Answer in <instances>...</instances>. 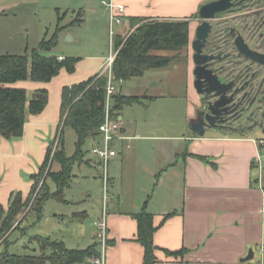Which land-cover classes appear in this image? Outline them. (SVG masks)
<instances>
[{"label": "crops", "instance_id": "1", "mask_svg": "<svg viewBox=\"0 0 264 264\" xmlns=\"http://www.w3.org/2000/svg\"><path fill=\"white\" fill-rule=\"evenodd\" d=\"M109 1L126 7L120 23L125 21L126 26L118 34L126 37L132 29V17L194 18L200 7L212 0ZM115 23L111 20L112 26ZM194 26L192 21L190 33ZM168 52L156 53L169 55ZM80 60L75 72L62 69L48 82L20 80L11 84L25 88L29 99L39 89H47L48 101L41 112L28 114L21 136L0 137V203L5 207L15 193L21 191L24 198L30 194L32 175L39 173L59 131L63 87L100 74L106 58L101 56L89 66ZM167 67L148 70L142 77ZM172 68L182 75V92L155 94L148 86L142 94H137L145 96L137 104L148 106L146 102L163 99L171 106L184 102L186 116L193 117L201 96L189 70L184 75L178 65ZM170 79L167 84L161 79L159 85L164 83L172 88L173 76ZM147 80L150 83L152 79ZM126 106L129 105L123 109ZM122 110L120 119L125 138L117 142L118 154L109 162L111 193L107 198L104 196L103 209L97 218H105L107 228L105 233H99L84 227L81 232L82 235L87 233V238L78 248L96 243L100 253H104L105 264H144V246L138 240V222L133 214L140 212L146 202V209L153 214L157 226L154 233L156 264H264L260 136L219 128H209L203 136L190 128L180 135L159 133L160 126L156 127L154 122L131 115L124 121ZM90 140L93 144V139ZM54 164L53 170H59L60 164ZM91 164L98 168L96 177L103 181L99 158L93 163L92 160L79 161L82 166ZM76 176L78 174L73 173L71 183ZM88 214V210H83L75 216ZM250 249L254 250L253 260H242ZM178 250L184 252L179 255L168 252Z\"/></svg>", "mask_w": 264, "mask_h": 264}, {"label": "trees", "instance_id": "2", "mask_svg": "<svg viewBox=\"0 0 264 264\" xmlns=\"http://www.w3.org/2000/svg\"><path fill=\"white\" fill-rule=\"evenodd\" d=\"M82 21L78 17L70 24ZM131 22L132 25L138 24L137 28L129 36L118 35L115 38L118 53L113 63V72L119 79L142 77L148 70L169 66L182 50L189 47L188 18L132 17ZM65 27L66 25L59 23L52 36L44 38L31 54H0V137L21 136L28 114L41 112L48 101L47 89H39L40 95L33 100L29 99L25 88L11 84L20 80L48 82L62 69L75 72L80 57L65 56L59 59V56L45 54L58 44L60 32ZM158 51L176 53L164 55L156 53ZM108 79L107 75L95 74L84 81L63 87L61 120L55 139L58 140V145L53 157L55 141L48 148L39 173L32 175L34 182L30 194L24 198L19 191L12 196L7 207L0 203V264H92L91 259L100 254L96 243L87 248H69L63 240L40 235L31 237L40 244L39 254L12 252L9 245L15 230L26 232L28 229V225L23 227V223L31 212L36 215L37 220H41L46 200L52 196L61 198L64 190L69 187L73 177V165L83 157L84 143L99 136V127L105 121ZM143 98L145 96L117 93L113 96L112 111L120 116L125 105L140 103ZM65 127L73 128L77 134L73 155L68 154L64 144ZM54 162L61 165L57 171L52 169ZM45 171L46 177L42 180ZM48 178L55 182V192L51 191ZM133 215L138 222V240L144 246V264H156L154 233L157 226L154 216L147 211L146 202L143 209ZM168 252L179 255L184 250Z\"/></svg>", "mask_w": 264, "mask_h": 264}, {"label": "rangeland", "instance_id": "3", "mask_svg": "<svg viewBox=\"0 0 264 264\" xmlns=\"http://www.w3.org/2000/svg\"><path fill=\"white\" fill-rule=\"evenodd\" d=\"M103 1L0 0V54H23L25 52L31 54L44 38L52 36L58 24L61 23L66 27L60 32L59 42L53 48V52H45L46 55L61 56L60 54H65L82 57L80 61L84 60L83 65L97 62L101 56L107 59L115 52V38L125 28L126 24L124 21V24L115 23L112 26L110 11L103 5ZM78 17H81L83 21L70 24ZM137 26L138 24L132 25L127 36ZM168 53L173 55L176 52L169 51ZM188 57L189 47L182 50L178 58L167 68L151 71L145 77L124 80L122 83L116 80L115 84L123 95L142 94L143 89L148 86L153 88L152 91L155 94L168 95L173 92H182L184 81L182 75L178 74L172 67L178 65L185 75ZM170 76H173L174 85L172 88L164 85V83L159 85L161 79L164 80L165 84L170 82ZM148 78L152 79L150 83L147 82ZM167 103V100L163 99L158 102H146L148 106L137 103L126 106L122 110V114L125 116L124 121H127L129 115L135 116L149 123L154 122L156 127L160 126L158 127L161 130L159 133L171 135H180L190 130L189 124L196 119V116L189 118L186 116L184 102H179L177 106H171ZM255 132V135L263 136L259 129H256ZM76 139L75 130L71 127H65L64 144L69 155H73L75 152ZM172 142L170 141L171 144ZM260 157L259 170L262 174L261 179L264 181V147H261ZM83 159L92 160V163L98 160V157L92 152L90 139L83 145V157L80 162ZM55 168L56 165L54 164L52 169ZM97 169L93 164L86 167L79 165L77 161L73 165V173L78 174V176L73 178L70 187L64 190L61 198L52 196L46 200L41 220H37L33 212L28 215L23 223V227L28 225V229L26 232L17 229L12 233L10 250L19 254H39L41 252L40 244L31 238L32 235L63 240L69 248L83 246L79 244H83L87 238V233L82 235L83 232L81 231L84 227L88 231H98L94 221L98 218V212H101V208L103 209L105 183L104 180L101 181L100 178L96 177L99 172ZM46 171L42 174V180L46 177ZM47 181L51 191L55 192L57 189L55 182L51 178H48ZM110 188L109 185V192L111 193ZM83 210H88V216H75L76 212Z\"/></svg>", "mask_w": 264, "mask_h": 264}, {"label": "flooded vegetation", "instance_id": "4", "mask_svg": "<svg viewBox=\"0 0 264 264\" xmlns=\"http://www.w3.org/2000/svg\"><path fill=\"white\" fill-rule=\"evenodd\" d=\"M189 21L195 22L187 59L194 85L198 53L195 40L202 19L197 13ZM209 24L210 29L201 40L199 54L204 58L201 65L210 71L214 84H232L230 90H237L235 102L239 103L223 123L218 122L213 128L245 135L255 134L259 129L263 135L259 139L264 138V0H225L223 9L209 19ZM200 96L196 117L212 99Z\"/></svg>", "mask_w": 264, "mask_h": 264}, {"label": "water", "instance_id": "5", "mask_svg": "<svg viewBox=\"0 0 264 264\" xmlns=\"http://www.w3.org/2000/svg\"><path fill=\"white\" fill-rule=\"evenodd\" d=\"M225 0H212L204 3L199 9V17L202 22L197 27V39L195 47L198 51L196 55L197 67L195 69L194 86L200 95L210 98L207 105L198 111L195 120L191 121L189 128L198 135H204L208 127L213 128L218 122L223 123L228 115L232 114L238 107L239 103L235 102L237 90L231 91V85L225 82L214 84L211 80L210 71H207L201 64L204 58L199 54L204 39L210 29L209 19L214 17L217 12L223 9ZM71 38V37H70ZM57 56V55H53ZM40 93L34 92L32 99L38 98ZM254 257V250L250 249L246 257L242 260H249Z\"/></svg>", "mask_w": 264, "mask_h": 264}, {"label": "built area", "instance_id": "6", "mask_svg": "<svg viewBox=\"0 0 264 264\" xmlns=\"http://www.w3.org/2000/svg\"><path fill=\"white\" fill-rule=\"evenodd\" d=\"M111 14V20L117 23H122V16L125 14L126 7L123 4L115 3L113 1H103ZM118 50L116 49L113 54H111L105 61L103 65L102 72L100 75L104 74L108 76V83L106 86L107 99H106V115L105 121L99 127V136L93 138L92 152L96 155L102 165L103 170V179L105 183V198L110 195L109 192V183H108V166L110 160L118 154V148L116 146L117 142L123 140L125 136L122 133V121L119 115H116L112 111L113 105V96L119 92L117 85L115 84L116 80H119L122 83L124 80L119 79L115 76L113 72V63L115 61ZM63 56H59V59H63ZM259 143L264 145V138L259 139ZM58 140L54 143V151L52 157L57 148ZM261 157H259L260 162ZM43 182V181H42ZM41 182V183H42ZM95 225L98 228L99 233H105L107 228V223L105 218L97 220ZM92 264H105L104 253H100L98 256H95L91 259Z\"/></svg>", "mask_w": 264, "mask_h": 264}]
</instances>
